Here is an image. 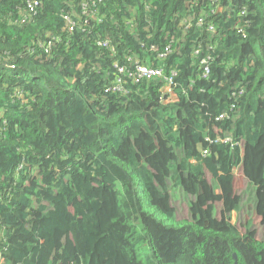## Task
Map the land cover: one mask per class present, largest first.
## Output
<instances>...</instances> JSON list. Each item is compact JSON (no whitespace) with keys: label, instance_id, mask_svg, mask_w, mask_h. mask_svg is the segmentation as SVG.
Here are the masks:
<instances>
[{"label":"trees","instance_id":"obj_1","mask_svg":"<svg viewBox=\"0 0 264 264\" xmlns=\"http://www.w3.org/2000/svg\"><path fill=\"white\" fill-rule=\"evenodd\" d=\"M243 210L264 0H0V264H264Z\"/></svg>","mask_w":264,"mask_h":264},{"label":"rangeland","instance_id":"obj_2","mask_svg":"<svg viewBox=\"0 0 264 264\" xmlns=\"http://www.w3.org/2000/svg\"><path fill=\"white\" fill-rule=\"evenodd\" d=\"M246 180L243 178V176L241 175V172H237V179H236V202L240 199V194L242 193L243 190H245L246 188ZM240 203V200L237 204ZM178 209H179V219L183 220L188 218V208L185 205H181L180 202L177 203ZM218 206H221V203H218ZM239 212H234L232 215V221L234 223L237 224L240 232L242 234L245 233L246 229H247V225L248 223L254 225V227L256 228V230H258L257 232V239L262 240L264 239V228H262L260 226L261 224V220L260 218L255 214L252 213L251 211L248 210H243V214H238Z\"/></svg>","mask_w":264,"mask_h":264},{"label":"built area","instance_id":"obj_3","mask_svg":"<svg viewBox=\"0 0 264 264\" xmlns=\"http://www.w3.org/2000/svg\"><path fill=\"white\" fill-rule=\"evenodd\" d=\"M84 13L86 14L87 11L85 10ZM70 25H74V24L70 23ZM71 29H73V26H71ZM169 52L170 51L168 49L166 54H168ZM162 56L164 57L166 55H162ZM124 70H125L124 68H119L120 73H123ZM135 76L137 79H144V78L145 79H152L155 77L165 78L163 70L152 69V68H148L147 66H143V65H139L137 67ZM165 80L171 82V79H169V78H165Z\"/></svg>","mask_w":264,"mask_h":264}]
</instances>
